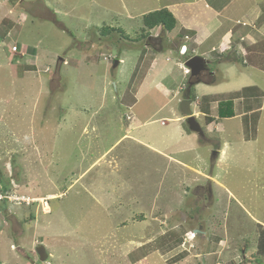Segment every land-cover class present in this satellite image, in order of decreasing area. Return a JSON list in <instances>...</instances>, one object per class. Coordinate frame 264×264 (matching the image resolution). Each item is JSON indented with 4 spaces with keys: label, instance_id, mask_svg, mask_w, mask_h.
Segmentation results:
<instances>
[{
    "label": "rangeland",
    "instance_id": "rangeland-1",
    "mask_svg": "<svg viewBox=\"0 0 264 264\" xmlns=\"http://www.w3.org/2000/svg\"><path fill=\"white\" fill-rule=\"evenodd\" d=\"M243 1L264 8V0H0V187L39 201L2 203L0 264H264V72L207 53L221 31L195 51L215 76L191 80L177 66L166 94L149 71L155 58L162 69L194 55L189 40L166 48L184 39L179 24L205 37L225 7L224 28L245 29ZM166 7L176 31L142 39V17ZM103 26L125 35L102 37ZM13 46L39 62L11 64ZM233 97L235 117L220 118L218 101ZM188 99L204 138L181 112ZM134 126L132 136L161 152L125 137Z\"/></svg>",
    "mask_w": 264,
    "mask_h": 264
},
{
    "label": "crops",
    "instance_id": "crops-1",
    "mask_svg": "<svg viewBox=\"0 0 264 264\" xmlns=\"http://www.w3.org/2000/svg\"><path fill=\"white\" fill-rule=\"evenodd\" d=\"M243 3H244V1L237 7V8H239V7L240 8H246L243 11L242 15H241L242 16L240 18L241 20H238L237 23L243 22V27H245V29H241L240 31H236V30H234L235 26L224 28L223 21H227V19H228L229 22L232 23V19L230 18V15H232V12L230 11V13H228V14L223 13L224 10H225V7H224L223 9H220L217 12V14H215V16L213 17V19H215V20L218 18L216 21H218L219 25L217 26V28H215V30H213V32L207 34L205 37H202V38L200 37L201 33H202L200 30H198V29L196 30V29H194L192 27H188L186 25H181V24L178 23L181 26L180 29H178V31L179 32L180 31H184L185 32L184 33V39H180L179 40L180 43L176 44V46L175 45H171L170 41H168L169 45L166 47L167 50H169V49L176 50L178 47H182V43H183L184 40H189L188 43L191 46L195 45L194 46L195 48H193V50H194L193 52H194V55H196L195 51H197L199 49H202L207 44L206 42L212 36L217 35L218 32L221 31V33H223V34L221 35V38L219 39V42H217L215 45L210 47L208 49L209 51L207 53H209V52L210 53L218 52V57H223L225 55H228V59L229 60H226L228 63H230V62L232 63V59L241 56L251 66H254L255 68H257L260 71L264 72V8H263L262 4H259L260 6L248 7V4H247V6H245V4H243ZM237 10H235V12ZM219 18H220V20H219ZM160 30H162V29H160ZM222 30H225V31H222ZM175 31L173 30V32H170V34L174 33ZM165 33L168 34V32H165ZM151 37H153V35H151ZM200 39H201V41H200ZM186 49H188V47ZM19 50L20 51L18 53H13L12 54L11 52H9V56H8L9 58L8 59H9L11 64L16 63L17 65H15V66H18L23 61H24L23 63L29 61V62H31V64H35L36 62L37 63L39 62L38 61V59L40 58L39 56H34V55H31V54L28 55V53H29L28 50L26 52H24V51H22L23 48H22V50L19 48ZM167 50H165V51H167ZM32 51H34V49L33 50L31 49L30 52H32ZM165 51L163 50L160 53H163ZM209 55L210 54H208V56ZM204 58H205V56H204ZM205 59L210 64L209 60L207 58H205ZM219 60H222V59L219 58L216 61H219ZM167 61L170 62L169 58H167ZM158 63H159L158 62V58L157 59L155 58L154 65L151 68L152 70L149 69V71H153L156 74L158 72L157 76H159L157 78L158 80H156V81H154L152 83L154 85H156L158 88L160 87L161 90L163 89L164 93L170 94V93H172L173 89L172 90H168L166 87H162L163 86L162 83L165 80H167L169 78V76L175 75V72H176L175 67L178 66L179 68H183L182 70H183L184 76H186V75L188 76V74H189L188 70H187V68L184 67L183 62H179V64L177 62L176 65H174L173 67L166 65L162 69H158V66H159ZM28 68L30 69V68H34V67H28ZM30 71H32V70H27L26 73H30ZM209 76H215V74H213L211 72ZM217 82H218V79L216 80V82H213L211 84L207 83L205 85H215ZM201 84H203V83H201ZM216 87H219V86H216ZM216 87H213V88H216ZM182 88L183 87L181 86L179 88V90L180 89L182 90ZM230 93H233V92L224 93V94H230ZM138 94L141 95L140 92L139 93L137 92L135 96L137 97ZM219 94L222 95L223 93L220 92ZM263 108H264V106H262L260 108V110L262 111ZM173 120H175V122H180L179 120H177V118H175ZM182 121L183 120H181V123H182ZM161 124L167 126V124L164 123V120H162ZM136 127H140V126H134L133 128H130L129 130H131V131H129V133L127 135H125V137H129L130 138L129 140H133L135 142H139V144H141V145L143 144V146H147L150 150H153V151H156V152L160 153L161 151L159 150V148L156 145L151 144V143H147L145 141L143 142L142 140L132 136L133 135L132 131ZM180 128L181 127H179V129ZM115 145H117V143Z\"/></svg>",
    "mask_w": 264,
    "mask_h": 264
},
{
    "label": "trees",
    "instance_id": "trees-1",
    "mask_svg": "<svg viewBox=\"0 0 264 264\" xmlns=\"http://www.w3.org/2000/svg\"><path fill=\"white\" fill-rule=\"evenodd\" d=\"M142 20H143V28L141 29L142 39H146L147 37L152 38L151 37L152 31L159 29V28L162 29L163 32H172L178 25L177 18L167 7L160 9V10L150 12L148 14H145L142 17ZM116 31H119V30L115 29V28H111V27L108 28V27L103 26L102 28H100L99 33L102 37H104V36L106 37L107 35H110L111 33H115ZM119 32H121L123 35H125V32L122 29ZM194 56L195 55H191L190 57L185 59V62ZM190 78H191V76H190ZM194 79H196V78H194ZM194 79L191 78V80H194ZM191 80L188 83V87L190 86V97L189 98H191L192 101L194 102L196 100V92H195L194 83ZM188 87H187V89H188ZM245 89H248V88H245ZM186 92H187V90H186ZM234 100H235V98L233 97V98L226 99V100H220L218 102V114H219L220 118L224 119V118L235 117ZM205 120L208 124H210V123L215 122L216 119L214 117H211L208 114H206ZM0 180H2L1 174H0ZM262 246H263V244H262ZM262 246H260V249L258 252L264 254V247H262ZM42 248L43 247H40L38 249V251L40 253H42L41 258H43V256H44L43 252L41 251ZM241 264H247V263H245L243 261Z\"/></svg>",
    "mask_w": 264,
    "mask_h": 264
},
{
    "label": "water",
    "instance_id": "water-1",
    "mask_svg": "<svg viewBox=\"0 0 264 264\" xmlns=\"http://www.w3.org/2000/svg\"><path fill=\"white\" fill-rule=\"evenodd\" d=\"M120 61H116L114 64V68L119 66ZM208 61L201 56H194L188 59L184 66L190 71L191 78L200 77L206 70H208ZM187 97H190V86L187 89ZM181 112L186 116V124L189 130L193 133L200 135V137L204 138L205 134L202 126L197 121L196 115H193V110L191 109V100H184L181 103ZM191 116V117H189ZM196 234L201 233L200 230L194 231Z\"/></svg>",
    "mask_w": 264,
    "mask_h": 264
},
{
    "label": "built area",
    "instance_id": "built-area-1",
    "mask_svg": "<svg viewBox=\"0 0 264 264\" xmlns=\"http://www.w3.org/2000/svg\"><path fill=\"white\" fill-rule=\"evenodd\" d=\"M12 50L14 53H18L19 47L13 46ZM4 202H11V203H14L16 205L25 204L26 206H31L35 202H39V201L37 199L26 197V196H18L15 194H10L7 191H3L2 188L0 187V216L2 215V212H3L2 211V203H4Z\"/></svg>",
    "mask_w": 264,
    "mask_h": 264
},
{
    "label": "flooded vegetation",
    "instance_id": "flooded-vegetation-1",
    "mask_svg": "<svg viewBox=\"0 0 264 264\" xmlns=\"http://www.w3.org/2000/svg\"><path fill=\"white\" fill-rule=\"evenodd\" d=\"M211 73L210 69L208 68V70H206L200 77H197L198 79H200L201 77H206V76H209ZM212 193L210 191V194H209V197L211 198L212 196Z\"/></svg>",
    "mask_w": 264,
    "mask_h": 264
},
{
    "label": "clouds",
    "instance_id": "clouds-1",
    "mask_svg": "<svg viewBox=\"0 0 264 264\" xmlns=\"http://www.w3.org/2000/svg\"><path fill=\"white\" fill-rule=\"evenodd\" d=\"M196 56V55H195ZM188 70V69H187ZM188 73H189V75H190V71L188 70ZM191 116H194V114L193 115H191ZM191 116H189V117H191ZM128 119H129V117H128ZM16 186V185H15ZM16 188V187H15Z\"/></svg>",
    "mask_w": 264,
    "mask_h": 264
}]
</instances>
